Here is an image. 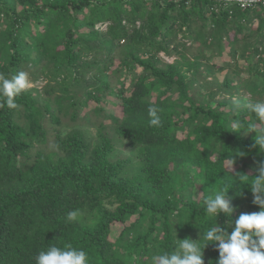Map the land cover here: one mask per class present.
Listing matches in <instances>:
<instances>
[{
  "label": "trees",
  "instance_id": "1",
  "mask_svg": "<svg viewBox=\"0 0 264 264\" xmlns=\"http://www.w3.org/2000/svg\"><path fill=\"white\" fill-rule=\"evenodd\" d=\"M196 41L227 49L236 65L244 58L245 79H218L225 67L213 70L201 47L188 58ZM160 52L179 57L167 62ZM206 70L213 78L200 84ZM21 71L45 84L16 96L15 108L0 98V264H36L52 245L83 249L89 264H152L177 239L231 231L240 213L260 210L250 183L264 150L247 127L264 123L229 98L239 86L264 95V2L0 0V75ZM219 92L228 98L215 100ZM106 101L112 132L99 122L95 140L45 126L60 123L55 107L75 119L80 107L94 103L99 114ZM150 106L160 126L150 124ZM121 143L127 158L118 157ZM221 188L234 210L208 216L204 201ZM71 211L76 220H67ZM217 258L210 244L205 264Z\"/></svg>",
  "mask_w": 264,
  "mask_h": 264
},
{
  "label": "clouds",
  "instance_id": "2",
  "mask_svg": "<svg viewBox=\"0 0 264 264\" xmlns=\"http://www.w3.org/2000/svg\"><path fill=\"white\" fill-rule=\"evenodd\" d=\"M28 74L19 72L12 79L0 75V98L10 108H15V97L30 87ZM3 105L0 104V107ZM240 102L235 101V109L240 108ZM264 123V101L245 105ZM150 124L160 126L161 118L158 109L150 106L148 109ZM249 131L255 132V145L264 150V127L252 123ZM264 152V151H262ZM255 179L250 183L253 193V203L259 206V211L242 212L232 222L231 231L221 226H212L200 234L198 239H177L171 252H162L152 257V264H205L204 250L211 244L218 251L215 264H264V163L257 169ZM227 189L221 188L205 199L204 205L208 216L218 217L220 213L231 216L234 208L227 199ZM78 217L77 211L67 214V220ZM218 242V243H217ZM36 264H89L88 255L83 249L71 245L63 248L55 245L42 250L36 256Z\"/></svg>",
  "mask_w": 264,
  "mask_h": 264
},
{
  "label": "rangeland",
  "instance_id": "3",
  "mask_svg": "<svg viewBox=\"0 0 264 264\" xmlns=\"http://www.w3.org/2000/svg\"><path fill=\"white\" fill-rule=\"evenodd\" d=\"M261 10L262 9H258ZM256 22L254 21L252 28H254ZM105 24L101 25L102 28L104 27ZM227 37H230V34L227 35ZM187 44L190 43V40L188 38L184 39ZM241 44L242 41L239 42L238 45V49L241 48ZM201 47L200 43L198 41L193 42V44L189 45L187 51H186V55L188 58L193 59V53H195L198 48ZM202 51L205 52V55L208 56L210 55V59L211 62H213L214 64V68L213 70H216V68H219L220 66H224V71H222L221 73H219L218 76H216L218 79L222 80V79H230V80H235L238 79L239 82H242L245 79V68L247 65V61L244 58H239L238 60V65L234 64L235 61H232L228 59L229 56V52L228 50H223L220 53H216L215 50L210 51L209 49H207L205 46L201 47ZM165 61L167 62H172L175 58H178L179 55L178 54H171V55H165L163 52H160V54ZM201 62L203 63L202 67H204V65H207V63L209 61H207L204 57L200 58ZM115 61L117 62V58H115ZM210 62V63H211ZM227 63H229V65H227ZM235 71H238L237 75L235 73ZM190 74V73H189ZM203 76H205V78H203L201 75H199V81L200 84L201 82H205L206 81H210L211 78H213V75L210 73H208V71L206 70V74L203 72L202 73ZM28 80L30 82L31 86H37L39 89H42L44 84H45V80L44 79H39L36 82L31 80V77L28 75ZM110 81H111V87L107 89L106 94H107V99L110 102H113L114 100H118L113 94L112 89L114 90V86H117L116 81H115V77L114 75H110ZM30 86V87H31ZM209 90H215L217 89V86L215 84L213 85H209L208 86ZM76 92L79 93L80 88L75 87ZM204 91H208L205 89H201V92ZM234 92V96H232L230 99V102L232 105H235V101H239L240 105H247L249 103H256L258 101H264V95L263 96H259L258 94H250L246 88L239 86L237 88H235L233 90ZM44 96H47V94H43ZM227 94L225 93H216L214 96L215 100L218 99H222V98H228L226 96ZM224 96V97H223ZM95 104L94 103H89V108H79V111L82 112V116L81 117H77L75 119L71 118V113L68 110L69 113H65L66 109H63L62 111H59L55 105H53L54 108V112L59 115V119H60V123H54L51 122L49 118H47V122L45 123V126H47V128L49 129L50 134H54L57 132H61V134L69 132L70 130H72L73 128H79L82 129L83 131H85L87 134H89L90 138H92L93 140H95L96 137V128L99 126V124L101 122H103V124L105 125L104 130L108 133L112 132V126H111V122L108 121L109 115L112 113H116L115 112V108L114 105L111 103H107L103 102L102 106L104 108V111H101L99 114H96V112H94L92 109L94 108ZM100 122V123H99ZM117 146L121 149V152L119 153L118 157L120 158H127L129 156L128 150L126 149V146L121 144H117Z\"/></svg>",
  "mask_w": 264,
  "mask_h": 264
},
{
  "label": "built area",
  "instance_id": "4",
  "mask_svg": "<svg viewBox=\"0 0 264 264\" xmlns=\"http://www.w3.org/2000/svg\"><path fill=\"white\" fill-rule=\"evenodd\" d=\"M219 3H235L241 8H247L257 2H264V0H215Z\"/></svg>",
  "mask_w": 264,
  "mask_h": 264
}]
</instances>
